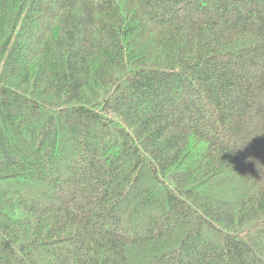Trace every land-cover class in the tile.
Returning <instances> with one entry per match:
<instances>
[{
	"label": "trees",
	"instance_id": "16d2710c",
	"mask_svg": "<svg viewBox=\"0 0 264 264\" xmlns=\"http://www.w3.org/2000/svg\"><path fill=\"white\" fill-rule=\"evenodd\" d=\"M0 264H264V0H0Z\"/></svg>",
	"mask_w": 264,
	"mask_h": 264
}]
</instances>
